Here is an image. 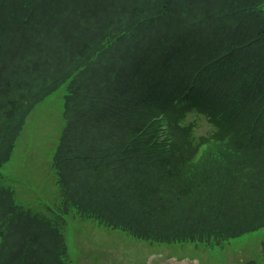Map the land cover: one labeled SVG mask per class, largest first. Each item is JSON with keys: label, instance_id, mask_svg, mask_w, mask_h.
Masks as SVG:
<instances>
[{"label": "trees", "instance_id": "16d2710c", "mask_svg": "<svg viewBox=\"0 0 264 264\" xmlns=\"http://www.w3.org/2000/svg\"><path fill=\"white\" fill-rule=\"evenodd\" d=\"M262 3L0 0V38L20 34L14 61L32 57L18 56L32 32L31 41L48 36L55 52L67 51L70 68H56L52 83L68 92L52 161L66 213L156 243L222 245L264 228ZM150 112L176 131L170 147L144 140ZM4 127L0 167L16 130ZM4 198L13 201L0 186ZM13 210L0 219V264H52L42 257L48 246L55 264H68L48 219ZM39 224L49 227L46 245Z\"/></svg>", "mask_w": 264, "mask_h": 264}, {"label": "rangeland", "instance_id": "374dc122", "mask_svg": "<svg viewBox=\"0 0 264 264\" xmlns=\"http://www.w3.org/2000/svg\"><path fill=\"white\" fill-rule=\"evenodd\" d=\"M259 9L264 12V3ZM33 34L28 33L30 42L26 40V46L22 41L23 45L18 47L19 58L30 50L32 57L18 59L19 62L13 60L10 49L20 34L9 31L0 38L3 47L0 49V130L5 124L14 129L16 126L7 161L0 167L1 187L6 190V196L12 194L13 201L4 198L0 202V219L4 218V211L9 212L11 203L13 214L24 210L48 219L55 235L64 238L68 264H264V228L229 239L220 246L158 244L131 238L78 216L73 210L66 214L59 204L64 194L55 181L52 161L67 123L64 111L68 92L66 84L56 87L52 83L53 71L57 68L64 72L70 65L64 55L66 49L55 52L48 36L41 35L31 41ZM34 56H37L35 61ZM10 101L15 105V116L9 121L6 115ZM203 130L204 125L200 132ZM260 161L261 158L250 159V163ZM48 230L49 227L41 224L37 228L38 234L45 236L41 240L44 245L50 242ZM5 237L9 243L15 241L13 236ZM53 251L48 246L41 256H54L52 264H55Z\"/></svg>", "mask_w": 264, "mask_h": 264}]
</instances>
